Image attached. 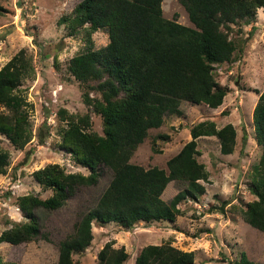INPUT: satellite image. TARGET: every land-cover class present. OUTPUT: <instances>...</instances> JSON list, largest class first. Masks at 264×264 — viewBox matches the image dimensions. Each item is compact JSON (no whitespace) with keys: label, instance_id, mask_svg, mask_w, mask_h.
I'll return each instance as SVG.
<instances>
[{"label":"trees","instance_id":"1","mask_svg":"<svg viewBox=\"0 0 264 264\" xmlns=\"http://www.w3.org/2000/svg\"><path fill=\"white\" fill-rule=\"evenodd\" d=\"M163 1L79 0L69 14L59 18L67 37L82 35L83 48L69 60L67 69L82 87L83 102L101 115L104 133L92 129L90 113L61 109L66 125L60 130L59 146L90 172H71L58 163L34 171L35 180L52 195L21 196L18 207L25 221L5 229L1 243L19 245L39 236L47 239L38 210L62 208L80 188L96 185L106 166L112 171L109 186L75 224L74 233L60 242L58 264H78L74 255L91 245L95 223L131 228L139 222H174L182 213V201L196 200L206 192L202 181L209 180L210 172L198 158L199 138L215 136L222 154L234 152L235 126L228 123L218 128L207 119L192 125L191 140L167 161V168H145L131 162L150 129L161 127L168 115H183V101L212 108L223 103L228 87L217 80L216 66L231 62L242 51L239 39L232 36V25L251 24L257 11L264 10V0H178L194 25L187 26L163 15ZM99 31L109 38L102 47L96 46L93 37ZM35 75L33 57L25 48L0 69V136L18 149H24L34 137L22 86ZM254 123L262 149L249 186L255 199L245 203L241 212L247 223L264 231V91L254 109ZM38 136L44 143L40 128ZM153 149L162 151L157 146ZM10 159L0 138V174L7 172ZM174 180L186 187L166 201L163 193ZM225 204L212 209L225 212ZM129 257L124 247L115 248L109 242L98 253V264H125ZM195 258V251H183L168 241L141 248L135 264H194ZM0 264L22 263L4 261L0 253ZM230 264L264 263L242 251Z\"/></svg>","mask_w":264,"mask_h":264},{"label":"rangeland","instance_id":"2","mask_svg":"<svg viewBox=\"0 0 264 264\" xmlns=\"http://www.w3.org/2000/svg\"><path fill=\"white\" fill-rule=\"evenodd\" d=\"M78 1L0 0V69L23 48L33 57L36 68L35 77L26 80L22 86L25 108L33 123L32 141L24 149H18L0 136L3 147L11 154L7 172L0 174V235L13 222L25 221L18 207L21 196L35 194L47 198L52 195L51 190L44 189L35 180L34 171L58 163L71 172H90L59 146L60 130L66 125L61 109L79 115L90 113L92 129L104 133L101 115L83 102L82 87L67 69L69 60L83 48L84 42L82 35L67 37L64 25H59L58 20L69 14ZM162 6L166 18H177L184 25L194 26L178 0H164ZM232 26V36L239 39L242 51H238L231 62L216 66L217 80L228 87L223 103L212 108L183 101V115H168L161 127L150 129L131 162L145 168H167V161L191 140L192 125L207 119L215 121L218 128L228 123L235 126L237 144L234 152L222 154L215 136L199 138L198 158L210 172L209 180L202 181L206 192L196 200L182 201V213L174 222H139L131 228L116 223L105 226L95 223L91 245L74 255L78 264H98V253L109 242H113L115 248L124 247L128 251L130 257L125 264H135L141 248L168 241L183 251H195L194 264H230L242 251L252 260L264 263V231L247 223L241 212L245 203L255 199L249 190L251 172L262 151L255 137L254 109L264 91V10L257 11L251 24ZM93 37L97 47L109 42L104 31ZM39 128L44 143L38 136ZM163 135L169 138L160 137ZM154 146L162 151L154 152ZM111 178L112 171L103 166L96 185L80 188L58 210H38L42 233L48 238L39 236L19 245L0 242L3 260L58 264L60 242L74 233L75 224L96 205ZM185 187L183 182L174 180L168 184L163 198L170 201ZM221 204H225V212L212 209Z\"/></svg>","mask_w":264,"mask_h":264}]
</instances>
